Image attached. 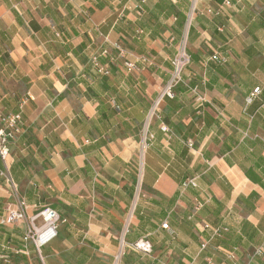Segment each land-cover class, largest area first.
Here are the masks:
<instances>
[{
    "label": "crops",
    "instance_id": "0c3cea01",
    "mask_svg": "<svg viewBox=\"0 0 264 264\" xmlns=\"http://www.w3.org/2000/svg\"><path fill=\"white\" fill-rule=\"evenodd\" d=\"M228 1L187 28L190 0H0V115L24 126L11 171L28 216L63 219L47 264H112L138 186L125 239L153 252L121 264H264V0ZM187 33L193 62L161 100ZM16 202L0 178V219ZM25 230L0 224V264L36 263Z\"/></svg>",
    "mask_w": 264,
    "mask_h": 264
},
{
    "label": "built area",
    "instance_id": "2783aa9c",
    "mask_svg": "<svg viewBox=\"0 0 264 264\" xmlns=\"http://www.w3.org/2000/svg\"><path fill=\"white\" fill-rule=\"evenodd\" d=\"M201 0H190V9L188 12L187 19V28H189L194 20L196 19L197 13L199 11V5ZM231 2L227 0L225 3V7L230 6ZM224 26H220L218 31L224 32ZM178 51L175 56L172 58V70L170 72V79L164 89L162 90L161 100L165 98H173L175 96L174 89L184 82V72L185 70L192 64V56L188 47V33L183 36V39L180 41L178 46ZM113 48L116 49L121 56H124L125 49H123L119 44H113ZM219 64L225 63L226 60L219 57L218 55H214L211 59ZM147 62V61H145ZM127 66L132 68V65L128 62L125 63ZM94 65L97 66L100 73L107 74L108 71L106 68L101 66L97 61L94 62ZM260 89H257L253 96H249L246 98V104L250 105L254 96L258 95ZM204 97H198V101H204ZM159 101L155 103V108L149 115L151 117L155 116L157 113ZM162 131L167 133L169 130L166 126H162ZM23 112L19 111L17 114L3 116L0 115V178L3 180L5 187H7L10 192L11 197L15 199L16 204H10L4 211L0 219L1 225H20L26 224V233L23 238V249L21 253H27L30 250V247L33 246L36 250V253L40 260H42V264H47L46 260L42 255V250L50 243L55 241L59 236V227L63 223L62 216L60 213L51 207H43L40 209L38 213L34 216H28L27 209L29 208L26 201H23L19 196V186H17L13 173L11 171L12 168V157H11V146L13 142L18 139L23 133ZM141 147H140V167L143 169L145 158L147 154V150L150 147V141L152 137L148 133V129H145L141 135ZM198 182L194 178H188L181 185L182 191H187L189 188H197ZM140 186L137 187L135 192L136 201L134 205L130 208L129 214L126 217L123 224V234L119 239V250L114 257V261L112 264H121L124 256L128 251H134L141 254L150 255L153 252V246L151 242L147 239H141L135 242H126L125 237L128 235L131 229L132 218L135 216L136 203L138 201ZM162 228L169 231L172 237H175V231H172L171 227L167 222L163 223ZM209 228V226L207 227ZM218 232H215L217 235ZM206 245L203 246L205 249ZM262 250L257 252V256H262ZM234 258V256H233Z\"/></svg>",
    "mask_w": 264,
    "mask_h": 264
},
{
    "label": "rangeland",
    "instance_id": "374dc122",
    "mask_svg": "<svg viewBox=\"0 0 264 264\" xmlns=\"http://www.w3.org/2000/svg\"><path fill=\"white\" fill-rule=\"evenodd\" d=\"M42 255H43V257L45 256V253H44V251H42ZM37 257L35 258V264H42V260H40L39 259V257H38V255H36Z\"/></svg>",
    "mask_w": 264,
    "mask_h": 264
}]
</instances>
